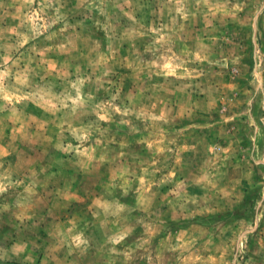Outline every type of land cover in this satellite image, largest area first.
Wrapping results in <instances>:
<instances>
[{
	"label": "rangeland",
	"instance_id": "rangeland-1",
	"mask_svg": "<svg viewBox=\"0 0 264 264\" xmlns=\"http://www.w3.org/2000/svg\"><path fill=\"white\" fill-rule=\"evenodd\" d=\"M0 264H264V0H0Z\"/></svg>",
	"mask_w": 264,
	"mask_h": 264
}]
</instances>
